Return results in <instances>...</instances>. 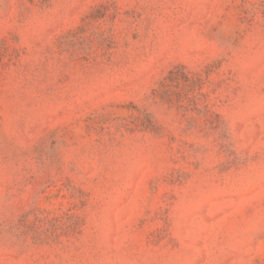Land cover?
<instances>
[{
  "label": "rangeland",
  "instance_id": "374dc122",
  "mask_svg": "<svg viewBox=\"0 0 264 264\" xmlns=\"http://www.w3.org/2000/svg\"><path fill=\"white\" fill-rule=\"evenodd\" d=\"M0 264H264V0H0Z\"/></svg>",
  "mask_w": 264,
  "mask_h": 264
}]
</instances>
